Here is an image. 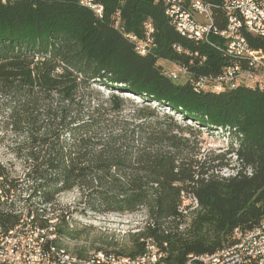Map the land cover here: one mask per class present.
<instances>
[{
  "label": "trees",
  "instance_id": "1",
  "mask_svg": "<svg viewBox=\"0 0 264 264\" xmlns=\"http://www.w3.org/2000/svg\"><path fill=\"white\" fill-rule=\"evenodd\" d=\"M195 1L211 6L216 28L209 41L178 32L164 0H93L101 13L82 0H0V137L24 159L25 171L20 180L0 167L6 229L19 220L17 201L31 207L38 196L54 203L78 189L93 211L146 210L145 226L130 234L131 246L113 252L135 257L152 239L166 264H184L191 254L232 244L236 228L264 221V87L240 83L196 92L189 80L165 73L163 62H171L215 80L231 62L220 34L228 0L185 4ZM148 25L153 43L142 54L137 42L147 40ZM243 34L264 49L263 37ZM97 85L113 90L111 96L103 97ZM130 95L148 103L139 120L120 113ZM157 106L182 121L169 113L147 118L158 115ZM219 129L231 141L216 152L205 147L203 134Z\"/></svg>",
  "mask_w": 264,
  "mask_h": 264
},
{
  "label": "built area",
  "instance_id": "2",
  "mask_svg": "<svg viewBox=\"0 0 264 264\" xmlns=\"http://www.w3.org/2000/svg\"><path fill=\"white\" fill-rule=\"evenodd\" d=\"M164 1L166 14L178 32L199 41H209L216 28L210 4ZM82 2L102 12V6L94 4L93 0ZM223 8L226 26L220 34L226 40V53L231 58L223 74L215 80L203 75L194 77L188 67L176 64L165 73L173 80L182 76L188 78L196 92L236 88L240 83L264 87V49L254 48L243 34L246 30L264 38V0H228ZM151 32L153 27L148 25L147 40L137 42L142 54L153 43ZM13 212L19 216L14 227L6 229L0 220V264H166L163 252L152 239L146 241L145 252L135 257L103 249L79 255L62 242L64 234L57 231L58 226L48 216L37 218L34 212L23 211L19 206ZM41 220L46 222L45 226L39 224ZM184 264H264V221L253 229L236 228L232 244L211 254H191Z\"/></svg>",
  "mask_w": 264,
  "mask_h": 264
},
{
  "label": "rangeland",
  "instance_id": "3",
  "mask_svg": "<svg viewBox=\"0 0 264 264\" xmlns=\"http://www.w3.org/2000/svg\"><path fill=\"white\" fill-rule=\"evenodd\" d=\"M163 65L167 70L175 68V65L171 62H163ZM184 81V77L178 80V82ZM97 88L105 98H109L113 92V90L101 85H97ZM117 93L118 91L115 92V94ZM128 97L130 99H125L121 102L120 113L124 117L139 120L140 112L145 110L144 107L148 103H140L139 101L141 100L130 96ZM156 110L158 113L157 116H154V118L149 116L147 118L154 120L157 117H162L165 113H169L174 119L182 121L179 113H175L165 107L157 106ZM147 111L150 112L149 109ZM203 138L205 139V147L214 149L216 152L224 151L230 146L231 136L224 133L221 129L216 130L213 134L205 131ZM0 140V167H5V172L10 177L20 178V180L25 179L24 159L18 158L13 152V146L8 138L3 139L0 137ZM235 171L236 169H225L223 173L232 174ZM29 184L30 181L23 183L24 189L26 190L23 196L27 197L32 194V190L28 189ZM40 201L42 202L38 196L31 197L29 202L34 204L31 207L27 203L26 205L22 201H17L16 208L19 206L23 211H28V208H32L35 214H40H36L37 216H48V218L53 220V224L57 226L66 227L70 231L81 230L82 233L78 237L64 234L62 239V242L75 252L82 248L85 249V253L97 250L98 248L112 251L128 249L131 246L130 234L142 229L147 219L145 209L130 213L93 211L84 204L78 189L61 193L54 203H41ZM190 202L191 200L186 201L187 204ZM42 210L44 211L42 212ZM60 215L64 217V220L57 218ZM104 240L107 243H104ZM110 241L114 243L108 244Z\"/></svg>",
  "mask_w": 264,
  "mask_h": 264
},
{
  "label": "water",
  "instance_id": "4",
  "mask_svg": "<svg viewBox=\"0 0 264 264\" xmlns=\"http://www.w3.org/2000/svg\"><path fill=\"white\" fill-rule=\"evenodd\" d=\"M182 77H183V76H182ZM182 77H181V78H182ZM181 78H180V79H181ZM184 78H185V77H184ZM185 80H189V79H188V78H185Z\"/></svg>",
  "mask_w": 264,
  "mask_h": 264
},
{
  "label": "bare ground",
  "instance_id": "5",
  "mask_svg": "<svg viewBox=\"0 0 264 264\" xmlns=\"http://www.w3.org/2000/svg\"><path fill=\"white\" fill-rule=\"evenodd\" d=\"M131 96V95H130ZM132 97V96H131ZM135 98V97H134ZM137 99V98H136Z\"/></svg>",
  "mask_w": 264,
  "mask_h": 264
}]
</instances>
